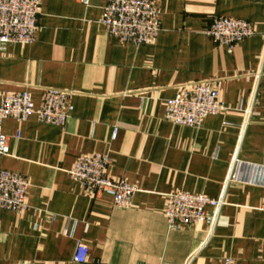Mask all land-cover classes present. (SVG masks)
<instances>
[{"label":"crops","instance_id":"0c3cea01","mask_svg":"<svg viewBox=\"0 0 264 264\" xmlns=\"http://www.w3.org/2000/svg\"><path fill=\"white\" fill-rule=\"evenodd\" d=\"M153 2L161 31L150 43L111 36L106 0H40L35 42L0 47L1 91L28 89L36 103L43 89L72 91L74 107L62 126L35 116L2 123L10 152L0 169L31 186L27 209H0V264H264V187H225L235 153L264 162V0ZM218 17L244 19L255 33L219 45L206 33ZM196 81L214 83L226 110L199 128L166 120V101ZM95 153L110 155L111 177L139 189L132 206L71 178L78 157ZM175 189L224 192L215 225L172 228L164 210Z\"/></svg>","mask_w":264,"mask_h":264},{"label":"built area","instance_id":"2783aa9c","mask_svg":"<svg viewBox=\"0 0 264 264\" xmlns=\"http://www.w3.org/2000/svg\"><path fill=\"white\" fill-rule=\"evenodd\" d=\"M88 4L89 0H80ZM40 0H0V47L8 44H32L38 32ZM101 22L107 32L122 43L143 45L156 39L161 31L158 10L153 0H106ZM206 33L219 45H235L255 31L253 25L240 18L218 17ZM72 91L43 89L38 103L28 89L20 91L0 90V157L9 155V138L2 130L5 119L25 121L35 116L39 121L65 125L73 111ZM226 110L217 87L211 81H196L182 85L178 92L166 101L165 119L175 125L199 128L205 119ZM117 135L114 129L113 138ZM112 159L108 153H95L78 157L68 171L88 193H101L112 197L119 208L132 206L139 189L124 179H114L108 173ZM232 182L264 187V162L261 164L241 161L235 153L230 163L225 187ZM29 179L17 172L0 169V209L21 213L28 208ZM164 214L172 228L195 225L210 219L213 227L224 204V192L218 198L205 194L175 189L166 194ZM212 208L209 215L208 208ZM264 211V204L262 206ZM88 248L79 243L75 260L84 263ZM221 264H237L226 258Z\"/></svg>","mask_w":264,"mask_h":264}]
</instances>
